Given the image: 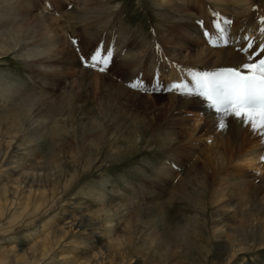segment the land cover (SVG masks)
<instances>
[{
  "label": "rangeland",
  "instance_id": "374dc122",
  "mask_svg": "<svg viewBox=\"0 0 264 264\" xmlns=\"http://www.w3.org/2000/svg\"><path fill=\"white\" fill-rule=\"evenodd\" d=\"M20 1L32 2L30 7L34 9L35 13L40 7L51 5L45 10V13L53 11L54 16H59L61 15L58 5L60 1L67 2L72 6L69 7L71 9L78 0ZM161 1L165 0H112L111 3H104L105 7H109L111 4L116 7L104 11V14L94 12L95 14L92 13L93 15L90 14L88 18H83L81 21L78 18L75 25L74 20L71 19L61 23L64 26L62 33L64 41H66L62 43L70 46L73 55L78 59V68H75L89 70L86 71L88 72L85 76L86 79L83 78L84 82L89 83L85 87L82 86L81 78L72 77L71 70V74H68L71 79L68 81L71 83L74 81V83L72 85L67 81L68 88L65 87V83L64 86L62 85L63 88L59 86V89H54L56 86L51 84H47L46 89L45 87L41 88L34 82L35 73L28 61L16 57L14 54H7L0 60V82L4 83L1 90H6V95L15 94L17 87H20L16 93L19 96L29 95L33 92L38 95L58 92V96L51 97V102L55 103L52 104L51 109L55 112L59 105H66L67 102L63 105L62 101L65 93L68 96L69 92V94L73 92L75 95L68 102V109L77 108V113L80 115L88 116L89 114V116L96 117V121L93 118L88 119L82 131L75 134L78 136L76 139L67 130L55 133L52 124H43L42 121L35 120L32 115L33 108L27 107L24 109L26 114L22 122L17 124L19 131L11 134L5 131L0 132V148L4 151L10 149L15 142L28 141L32 143V155L29 152V158L33 157L34 159L31 162L41 163L43 169H39V171L48 174L54 181L42 182L40 194L44 191L48 193L50 191L48 187L51 184L54 183L56 186L54 195L48 194V200L42 205L44 209L48 210L45 220H41L36 225L25 226L28 221H32L29 214L33 212L36 205L33 199H28L26 195H23V190L18 192L19 199H16L18 203H15V207L11 208V212L0 223V238H5L2 243L14 242L9 240L14 235L17 237L16 240H19L14 242L16 247L22 241H28L26 244L29 245L34 239V236L30 237L29 235L44 223L57 224L61 220L68 221L67 215H61L64 209L63 205H66L67 210L76 213L88 208L100 209L111 200L121 202V204L128 202V205L131 206L143 205L144 202H149V204L161 202L165 204L163 213L166 216L163 225L167 228L169 236L176 243L198 244V247L195 248L197 253L194 264H212L215 258L214 244L220 238H224L222 232L216 229L219 222L216 218L217 213L222 210L231 211L234 214L233 219L236 221H240L243 217H264V167L260 175L257 173L258 171L247 164L248 155L264 152V144L261 143L259 133L253 132L249 125L231 119L232 117L225 118L226 131H217L215 124L221 117H217L214 124L208 123L202 120L205 118L204 112H199L196 108L195 100L203 102L202 97H187L191 99L190 105L178 110L174 109L168 100V95L177 96L175 91H168L173 82L190 81L193 72L216 71L228 66L184 64L171 59L166 46L167 41L170 36L178 37L183 32L178 23L173 25L163 23L162 16L156 7ZM97 4L94 3L90 6L91 12ZM206 4L205 0H193L187 12L193 15V25L200 27L203 32L196 34L195 39L199 38L201 43L209 46V40H214L218 34L213 26L214 17L208 14L200 16ZM255 5L259 9H263L264 1L256 0ZM60 17L64 18L65 16L62 14ZM12 19L4 13H0V35L18 24L17 22L12 23ZM234 23L232 21L230 27L224 26L228 28V32L236 28L237 25ZM190 31L187 32L189 38L195 33ZM58 32L61 34L60 31ZM205 32H210L211 36H206ZM37 37L43 41L39 31H37ZM54 37L56 36L54 35ZM70 39H75L77 43L72 44ZM156 45H159V51H157ZM211 47L220 48L218 43ZM97 48L102 51L111 48L113 53L108 70L103 73L98 68L85 66ZM104 54L106 55L107 52L104 51ZM82 57L85 59L82 60ZM246 58L248 60V56ZM101 79L121 84L135 95L123 93L120 90L108 94L102 89L101 83L97 82ZM51 81L53 82V80ZM137 81L141 82L139 88L129 86ZM72 88L74 89L72 90ZM64 89L68 92H65ZM19 91L20 94H18ZM7 105H11V103L7 102ZM210 111L215 113L211 107ZM2 113L4 111L0 107V116ZM42 114L45 115L42 112L36 117ZM149 123L151 124L150 128L147 127ZM171 123L175 126L173 130H182L180 141L171 142L172 145L169 142L170 144L166 147H162L163 141L159 139L166 137L165 134L168 133H163V131ZM27 125L30 127V132L22 134L24 131L21 130L25 129ZM8 129L12 128L9 126ZM171 130L172 128L167 131ZM31 132H35V134ZM213 138L218 141L214 146H212ZM208 140L212 142L208 143ZM124 143L129 150L134 151L124 156H117L116 160L112 161L113 164L109 166L104 165L96 168V166L93 167V164L91 165L89 160H84L82 157V152L85 151L91 155L90 158L104 160L120 154ZM142 145H144L143 150L138 153V146ZM247 153L249 154L247 155ZM172 163L181 168L180 172L171 167ZM194 163L195 169L190 173L191 183H180L184 172L192 168ZM158 168L167 170L174 178L171 179V187L164 191L160 189ZM71 170L74 172L71 173ZM2 179L1 177L0 185H2ZM46 184L49 186L47 187ZM217 190L221 193L220 200L213 202ZM243 195L244 199L241 198ZM132 208L134 207H130V210ZM160 208H164V206H150L149 214L152 215L156 211H160ZM129 213L133 218L135 211L132 210ZM105 220L106 218L103 219L104 222ZM62 226L63 224H58L57 228ZM102 231L105 232V230ZM117 232L119 231L117 230ZM100 234L103 235L102 238L108 236L104 233ZM79 240L80 238L76 234L66 236L63 252L75 253V259L65 262V264H76L77 258L84 257L91 250L84 245L81 246ZM131 245L142 253L149 246L157 251H160L161 246L167 248L165 240L159 236L146 237L145 242H141L138 238L132 240ZM60 256L61 254L57 259ZM146 258H149V255ZM191 259L193 258H190V261ZM240 261L245 264H264V249L252 253H240L234 264H239ZM111 263V259H109L107 264Z\"/></svg>",
  "mask_w": 264,
  "mask_h": 264
},
{
  "label": "bare ground",
  "instance_id": "6f19581e",
  "mask_svg": "<svg viewBox=\"0 0 264 264\" xmlns=\"http://www.w3.org/2000/svg\"><path fill=\"white\" fill-rule=\"evenodd\" d=\"M110 1L112 0H78L77 4L71 9H69L67 2L60 1L58 5L59 14L61 13V15L54 16L52 13L53 11L45 13V10L48 8L47 5L45 7H40L37 13H35L34 9L30 7L32 2L26 3L20 0H0V13H4L6 16L13 18L12 23H18L14 25L15 27L7 29L6 33L0 35V60L7 54H14L16 57L25 59L34 70L35 84L41 88L45 87V89L48 87L47 84L55 85L56 88H53L59 89V86H62L64 83L66 84L65 87L68 88L66 82L71 79L69 78L70 75H68L71 74V70L73 73V76L71 75L72 77L77 76L83 80L88 74L86 71L89 70L77 69L78 59L73 55L74 53L70 49V46H66L65 43H62L64 41V35L62 33L64 26H62L61 23L64 22V20L66 22L71 19L74 20L75 25L77 22L76 19L78 18L80 19L79 21H81L83 18H88L90 14L94 12H102L104 14V11L106 12L116 7L114 4L105 7L104 3ZM192 1L193 0H165L161 1L156 6L159 14L162 16L163 23L168 25L178 23L179 28L183 32L182 34L180 33L181 35L178 37H174L173 35V37H169L170 39L168 38V41L166 40L170 58L184 64L218 67H235L247 62L246 56H248L249 53L241 51L242 48L247 47V41L244 37L250 35L254 38L255 43L253 47H256L261 40H264V35H261L258 31L257 19L259 16H264V8L259 9L257 5H255L256 0H205L207 4L206 6L203 5L204 8L203 13L200 15L201 17L203 14L213 16L214 12H219L223 16L232 19V21L235 22L234 24L237 25L235 29L228 32L227 45L216 37L214 40L217 41L220 48H212V44L208 46L203 44V42L201 43L199 38L198 40L195 39V37H197L196 34H201L203 32L200 27H195L193 25V15L187 12ZM94 3L98 4L91 12L90 6ZM237 3L240 7H236ZM253 5L256 7L255 12L252 10ZM62 14L65 16L64 18L60 17ZM57 30L60 31L61 34H59ZM37 31L42 35L43 41H40L41 38L37 37ZM189 31L191 33L195 32L191 38H189V34L187 33ZM54 35L56 37L53 38ZM250 51L251 49L249 52ZM51 80H53V82ZM72 82L74 83V81ZM97 82L101 83L102 89L108 94L120 90L123 93L135 95L121 84H115L110 80L101 79ZM68 83H71V81H68ZM73 83L71 84L73 85ZM88 84L89 83L83 80L82 86L85 87ZM3 86L4 83L0 82V107L2 111H4L2 116H0V132L5 131L11 134L15 131H19V125L17 124L22 122L26 114L24 109H27V107L33 108L32 115L35 120H40L43 124H52L55 133H61L67 130L69 133L73 134L76 139H78V136L75 134L82 131L88 119L93 118L94 121H96L95 116H89V114L88 116L86 114L80 115L77 113V108H74V110L68 109V102L72 100V97L75 95L73 92V94H69V92L68 96H66L65 93V97H62V101L63 105L67 102L66 105H59L54 112L51 108L52 104L55 103L51 102V97L58 96V92L56 93L53 91V93H47L46 95H38L33 92L29 95L19 96L16 93L20 90V87H17L15 94L6 95V90H1ZM73 89L74 88H72V90ZM20 93L19 91L18 94ZM168 100L171 102L173 108L178 110L179 108L188 107L191 99L171 94L168 95ZM198 101L197 99L195 100L197 103L195 104L196 108L199 112H204L205 115V118L202 120L214 124V120L219 116L213 113V111H210L207 102ZM7 102H10L11 105H7ZM42 112H44L45 115L42 114L36 117ZM41 116L43 117L42 119L40 118ZM231 119L236 120L234 117ZM28 125L26 126L27 130L26 128L21 130L22 132L24 131L22 134H28L30 132V127ZM9 126L13 130L8 129ZM150 126L151 124L149 123L147 127L150 128ZM170 128L173 130L175 126L172 125V123L168 125L163 131V133L168 134H165V138L159 139L163 141L162 147H166L171 142L176 143L180 141L179 137L182 134V130L167 131ZM41 131L44 133L42 129ZM31 133L35 134V132ZM213 139L212 146L218 143L215 138ZM31 146L32 143L24 141L21 143L15 142L7 151L0 148V178H3L1 180L2 185H0V223L3 222L6 215L11 212V208L15 207V203H18L16 199H19L17 194L20 190H23V195H26L28 199H33L36 205L33 212L29 214V218H31L32 221H28L25 226L36 225L41 220H45L44 218L46 214H48V210L44 209L42 205L48 200V194H51V196L54 195L56 186L54 183L51 184L50 187H48L49 184H46L50 191L48 193H46V191L42 194L39 193L42 182L49 183L50 180L52 182L54 181L50 179L48 174L39 171V169H43L41 163L39 164L37 161L31 162L32 159H34L33 157L29 158V152L32 155ZM143 147L144 145L138 146L137 152H141ZM133 151L134 150H129L124 143L120 154L110 156L107 159L97 160L96 158H90L91 155L85 151L82 152V157L84 160H89L91 165L93 164V167L96 166V168H100L104 165L109 166L113 164L112 161L116 160L117 156H124ZM248 154L249 153H247V155ZM261 155H264V152L247 156V164L253 167L252 169L258 171L257 173L260 175L264 167V163L259 161ZM195 163L192 168L184 172V175L180 178V183H191L190 173L195 169ZM180 169V167H176V171L180 172ZM70 172L73 173L74 171L71 170ZM157 175L158 180H160V189L162 191L171 187V179H174L171 173H168L167 170L162 168H158ZM51 187L53 188L52 190ZM220 195L221 193L217 190L214 194L213 202H218V200H220ZM241 198L244 199V195ZM152 205L164 206V208H160V211L158 210L150 215L148 210ZM65 206H62L64 209L61 215H67L66 219L69 220H61L60 223L57 222V224L44 223L39 229L29 235L30 237L34 236L33 242L31 241L29 245L26 244L28 241H22V243L16 247L14 242L19 240H16L17 237L14 235L9 239L14 242H6V244H4L2 241H4L5 238L1 237L0 264H65V262L70 260L73 261L75 259V253L63 252L65 238L70 234L79 236V244L81 246L84 245V247L91 248L84 257L76 259V264H107L109 259H111V264H194L196 260L197 250L195 248L198 247L197 243L180 244L176 243L175 240L169 236L167 228L163 225L166 216V214L163 213V211H165V204L161 202L156 204L144 202L143 205L131 206L128 205V202L127 204H121V202L118 203L111 200L106 206L100 209L88 208L87 210L77 211L76 213L67 210ZM130 207H134L132 208V210L135 211L133 218L130 216L131 213H129L132 211ZM233 215L231 211L227 210H222L216 214V218L219 220L216 229L222 232L224 238H220L214 244L213 252L215 258L212 264H234L238 259V254L247 252L252 253L264 249V217H243L240 221H236L233 219ZM105 218L106 220L104 222L103 219ZM58 224H63V226L57 228ZM102 230H105V232ZM117 230L119 232H117ZM100 233H104L108 236L102 238L103 235ZM150 236H159L162 240H165L167 248L161 246L160 251H157L149 246L148 249L142 253L131 245L132 240H137L139 238L141 242H145L146 237ZM60 254L61 256L57 259ZM147 255H149V258H146ZM124 257L125 259H123ZM190 258L193 259L190 261ZM239 264L245 263L240 261Z\"/></svg>",
  "mask_w": 264,
  "mask_h": 264
},
{
  "label": "snow or ice",
  "instance_id": "6c2138e0",
  "mask_svg": "<svg viewBox=\"0 0 264 264\" xmlns=\"http://www.w3.org/2000/svg\"><path fill=\"white\" fill-rule=\"evenodd\" d=\"M51 5H48L50 8ZM69 7H72L69 5ZM236 7H240L237 3ZM254 12L256 11L253 5ZM213 26L218 34V40L227 45L228 29L224 26H231L232 19L223 16L219 12L213 13ZM258 31L264 35V16L258 18ZM211 36L210 32L204 33ZM247 47L241 51L248 52L247 62L235 67L219 68L216 71H198L191 73V80H179L173 82L168 88L169 92L175 91L178 96L202 97L217 116L221 117L215 124L217 131H226L228 117H234L244 125H249L253 132L259 133L261 143L264 144V40H261L256 47L254 38L250 35L245 36ZM72 44H76L75 39H70ZM209 43L216 46L217 41L210 39ZM159 51V45H156ZM251 51L249 52V50ZM104 51L107 54H104ZM102 51L97 48L91 54L90 61L85 63L86 67L98 68L100 72H106L112 60V49ZM255 57V59H253ZM82 60L85 58L82 57ZM140 81L134 82L129 86L139 88ZM208 140V143H211ZM259 161L264 163V155L259 157ZM171 167L176 168L172 163Z\"/></svg>",
  "mask_w": 264,
  "mask_h": 264
}]
</instances>
